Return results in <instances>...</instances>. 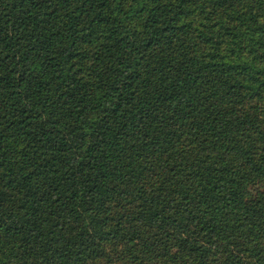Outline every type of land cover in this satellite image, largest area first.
<instances>
[{"label":"trees","instance_id":"trees-1","mask_svg":"<svg viewBox=\"0 0 264 264\" xmlns=\"http://www.w3.org/2000/svg\"><path fill=\"white\" fill-rule=\"evenodd\" d=\"M257 181L264 0H0V264H264Z\"/></svg>","mask_w":264,"mask_h":264},{"label":"rangeland","instance_id":"rangeland-1","mask_svg":"<svg viewBox=\"0 0 264 264\" xmlns=\"http://www.w3.org/2000/svg\"><path fill=\"white\" fill-rule=\"evenodd\" d=\"M241 114L242 110H237L235 112L236 116H240ZM251 203H256L264 207V184L262 181H257L254 184L248 185L245 189L242 204L247 205Z\"/></svg>","mask_w":264,"mask_h":264}]
</instances>
